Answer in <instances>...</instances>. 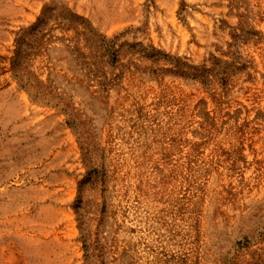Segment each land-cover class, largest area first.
<instances>
[{
  "label": "rangeland",
  "instance_id": "1",
  "mask_svg": "<svg viewBox=\"0 0 264 264\" xmlns=\"http://www.w3.org/2000/svg\"><path fill=\"white\" fill-rule=\"evenodd\" d=\"M0 264H264V0H0Z\"/></svg>",
  "mask_w": 264,
  "mask_h": 264
}]
</instances>
